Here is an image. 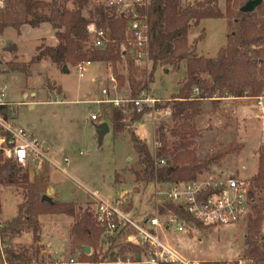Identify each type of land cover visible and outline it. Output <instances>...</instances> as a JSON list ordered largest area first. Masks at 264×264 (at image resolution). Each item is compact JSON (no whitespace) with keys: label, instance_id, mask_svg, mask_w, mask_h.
Segmentation results:
<instances>
[{"label":"trees","instance_id":"16d2710c","mask_svg":"<svg viewBox=\"0 0 264 264\" xmlns=\"http://www.w3.org/2000/svg\"><path fill=\"white\" fill-rule=\"evenodd\" d=\"M249 1L225 0L224 11L218 0L196 1L192 5L184 0H151L145 10L149 26L148 60L153 65L150 73L140 71L130 55L126 21L117 18L101 3L93 7L90 16H86L84 11L89 0H5L4 8H0V37L8 28L20 34L24 26L37 29L49 24L58 43L53 47L41 46L39 54L29 64L49 60L61 69L68 65L75 67L83 61L111 64L121 93L130 101L138 99L142 93H150V85L155 82L159 67L179 69L180 64L186 62L184 84L171 101L160 103V100L153 109L146 108L142 113H138L132 103L125 105V109L110 107L108 120L114 135L125 130L131 135L141 168L140 171L130 169L136 181L188 182L238 150L230 146L203 160L198 158L193 141L199 137L195 121L201 114V103L223 98L256 100L264 96V1L254 12L242 13L241 8ZM210 19H225L228 25L227 42L215 58L196 55V44L202 36L196 39L193 49L188 42L191 33ZM90 23H95L105 33L107 45L102 50L92 46L87 31ZM11 66V71L20 70L17 65ZM150 111L170 112L174 123L172 128L158 130L159 146L154 152L128 128ZM0 113L7 115V110H0ZM165 132L175 139L173 143L168 141ZM161 161L166 165L159 166ZM117 177L118 174L116 180ZM0 187L14 188L22 196L16 215L9 221L0 222V264H50L33 259V246L17 249L10 246L15 237L31 234L37 244L35 253L39 257L44 255V249L38 247L42 229L39 219L43 215L73 219L70 244L73 253L76 250L81 252L78 264H115L118 258L128 253L132 254V263L139 262L143 247L120 244L118 240L113 242V249L120 245V251L116 254L106 252L104 230L96 224L92 209L84 210L74 202L42 201L49 188L47 175L31 179L13 160L4 158L2 152ZM249 196L254 206L248 220L244 257L254 264H264V148L259 155L258 173L250 183ZM169 209L188 217L173 205L160 207V213ZM84 247L90 248L89 254L82 251ZM126 260L123 257V261Z\"/></svg>","mask_w":264,"mask_h":264},{"label":"rangeland","instance_id":"374dc122","mask_svg":"<svg viewBox=\"0 0 264 264\" xmlns=\"http://www.w3.org/2000/svg\"><path fill=\"white\" fill-rule=\"evenodd\" d=\"M196 1L202 0H184L190 5ZM218 2L225 11V0ZM99 3L100 0H89L85 15L90 16L93 7ZM68 6L72 8L71 4ZM37 29L40 31H24L22 35L9 29L0 37V93L6 95L7 101L16 104V125L26 129L42 143H51L52 150L46 155L66 168L68 174L54 168L49 162L23 170L31 179L47 175L48 189L52 184L60 202H74L84 210L90 208L94 212L95 209L88 197V190L98 191L110 201L126 199L130 204L128 210H135L129 217L143 224L145 218L154 215V186L153 183L136 181L130 172V169L141 170L130 133L125 130L122 134L114 135L111 131L100 146L96 133L99 122L91 121L100 106L88 101L101 100V90L110 86V75L114 76L111 64L94 63L93 74L86 79H80L71 65L66 66L69 71L65 73L64 68L57 67L49 60L29 64L39 54L41 46H51L52 36H55L49 24ZM227 35L225 19H210L203 21L191 33L188 42L193 49L196 39L202 36L196 44V55L215 58L225 46ZM11 65H17L24 73L11 71ZM136 65L140 71H152L153 65L149 60L136 61ZM185 76L186 62H182L179 69L159 67L154 76L155 82L150 85V95L161 100L160 103L171 101L180 93ZM110 110L109 107H102L100 120L109 124ZM173 125L166 111H150L128 128L154 152L159 146L158 130L161 127L172 128ZM195 126L199 137L193 143L200 160L230 146L238 149L210 166L200 177L239 178L250 184L258 173L259 155L264 148V118L256 100H204ZM165 133L168 141L173 143L175 139ZM65 159L69 160L68 166L64 163ZM21 198V193L14 188L0 187V222L9 221L16 215ZM50 198L55 199L54 193ZM253 206L254 203L250 201L247 216L236 225L211 230L181 224L185 233L178 232L177 226H173L170 232L161 234V239L186 259L199 264H240L241 261L254 264L244 257L248 220L253 214ZM40 221L42 229L38 247L46 250L44 255L40 254L39 257L35 253L37 244L31 234L21 235L25 239L23 241L15 237L10 246L14 249L33 246L32 257L39 263L66 264L71 259L79 263L81 252L76 250L73 253L70 244L73 219L43 215ZM131 256V253L124 254L120 259Z\"/></svg>","mask_w":264,"mask_h":264},{"label":"built area","instance_id":"2783aa9c","mask_svg":"<svg viewBox=\"0 0 264 264\" xmlns=\"http://www.w3.org/2000/svg\"><path fill=\"white\" fill-rule=\"evenodd\" d=\"M100 3L110 9L117 18L127 23V36L130 41V55L137 61L148 60L149 26L145 10L151 0H100ZM5 0H0V8H4ZM95 49H104L107 39L103 30L95 23L87 26ZM94 66L92 61H83L74 67L80 79H85ZM198 93V90H196ZM102 99L96 104L100 106L97 114L91 117L92 122H99L102 107L122 108L128 103L134 105L138 113L146 108H154L157 99L142 93L138 99L130 101L121 93L118 83L110 75V86L101 91ZM257 108L264 118V96L256 99ZM12 102L6 100V95L0 93V110L6 109L7 115L0 113V152L7 159L13 160L22 169H31L49 162L54 168L68 174L63 166L54 163L46 155L44 143L34 137L26 129L16 125V110ZM167 114H170L167 112ZM66 166L69 160L65 159ZM161 161L159 166H165ZM155 208L154 215L145 218L139 224L129 217L135 210H128L130 204L126 199L113 201L105 199L98 191H87L94 206V220L104 230V250L116 254L120 245L113 249L114 241L120 244L129 243L143 247L139 262H126L118 258L115 264H199L188 260L176 249L163 243L161 234L170 232L177 226L178 232L185 233L183 225H201L205 229L218 230L240 223L248 214L250 203V184L239 178L199 177L193 181L177 183L154 182ZM131 199V198H130ZM173 205L182 210L188 217L167 210L160 213V207ZM183 224V225H181ZM66 264H78L71 259ZM244 264V262H240Z\"/></svg>","mask_w":264,"mask_h":264},{"label":"water","instance_id":"95a60500","mask_svg":"<svg viewBox=\"0 0 264 264\" xmlns=\"http://www.w3.org/2000/svg\"><path fill=\"white\" fill-rule=\"evenodd\" d=\"M264 0H250L248 3H246L242 8V13H252L254 12L262 3ZM68 68L64 67V72L68 73ZM96 133L98 136V142L101 146L103 143V140L107 134L110 133V126L108 123H102L100 125L96 126ZM44 150L45 152H48V146L47 144H44ZM53 194L52 189L47 190V194L42 198V201L52 202L50 196ZM82 251L86 252L87 254L90 253V248L84 247L82 248ZM139 259V256H138Z\"/></svg>","mask_w":264,"mask_h":264},{"label":"crops","instance_id":"0c3cea01","mask_svg":"<svg viewBox=\"0 0 264 264\" xmlns=\"http://www.w3.org/2000/svg\"><path fill=\"white\" fill-rule=\"evenodd\" d=\"M44 27V26H43ZM9 29H12V28H8V29H6V30H9ZM6 30H5V32H6ZM14 30V29H13ZM30 30V31H29ZM15 31V30H14ZM24 31H29L28 33H30V32H34V31H40V30H38V29H32L31 27H27V26H25V27H23L22 29H21V35H22V33H24ZM4 32V33H5ZM16 32V31H15ZM18 34V33H17ZM19 35V34H18ZM56 41H57V39H56V37L55 36H52V44H51V46L53 45H55L56 44ZM6 43H8V42H6ZM9 43H13V42H11V41H9ZM15 44V43H14ZM95 65V64H94ZM93 69H94V66H93V68H92V70H91V72L88 74V76L86 77V78H88L89 76H91L92 74H93ZM85 78V79H86ZM81 91V90H80ZM102 91V90H101ZM33 95V94H32ZM150 97H152L151 95H150V93L148 94ZM25 97V95L23 96V98ZM100 98L102 99V94L100 95ZM154 98V97H153ZM228 99H231V98H228ZM158 100V99H157ZM97 101H99V100H93V101H88V102H90V103H94V104H96V102ZM158 101H160V100H158ZM97 105V104H96ZM167 113V112H166ZM167 115H169V116H171V114H167ZM102 123H106V122H104V121H101V122H99V124L98 125H100V124H102ZM131 125H129V127H130ZM112 130H111V127H110V132H111ZM44 144H47V146H48V152H50L51 150H52V145H51V143H49V142H46V143H44ZM50 188L52 189V191H53V193H54V195H55V201H59V199H58V194L56 193V191H55V189L52 187V184H51V186H50ZM89 197V196H88ZM40 220V219H39ZM40 223H41V221H40ZM19 239H20V241H23V240H25L24 239V237H22V236H20V237H18ZM23 239V240H22ZM14 240V239H13ZM44 253H46V250H44L43 251Z\"/></svg>","mask_w":264,"mask_h":264}]
</instances>
